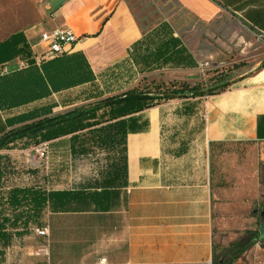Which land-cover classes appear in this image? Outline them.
<instances>
[{
	"label": "crops",
	"instance_id": "obj_1",
	"mask_svg": "<svg viewBox=\"0 0 264 264\" xmlns=\"http://www.w3.org/2000/svg\"><path fill=\"white\" fill-rule=\"evenodd\" d=\"M174 2L199 28L211 26L224 37L216 35L211 43L201 35L195 46L162 26L164 38L150 45L152 35L143 30L128 0H62L55 5L0 0V44L19 34L37 57L48 49L44 32L71 28L78 40L67 54H83L96 78L27 106L0 110V136L14 128L7 118L47 105H56L55 112L146 83L204 81L211 77L201 65L209 64L210 57L221 59L229 47L242 50V42L251 44L252 37L264 40V0ZM235 32L233 38L243 40L231 46ZM8 50L0 46V74L5 67L13 71L22 65L21 56ZM263 65L217 84L220 90L213 95L161 100L47 142L51 167L35 186L12 185L7 172L29 144L18 151L12 148L16 141L0 150L2 216L12 219L7 199L14 188L48 195L41 217L29 224L30 235L8 223L11 241L2 264H102L103 259L106 264H215L220 254L226 257L263 220ZM62 153L70 163L66 168L59 164ZM83 167L84 175H79ZM36 228H48V237L37 236ZM231 264H264V244Z\"/></svg>",
	"mask_w": 264,
	"mask_h": 264
},
{
	"label": "trees",
	"instance_id": "obj_2",
	"mask_svg": "<svg viewBox=\"0 0 264 264\" xmlns=\"http://www.w3.org/2000/svg\"><path fill=\"white\" fill-rule=\"evenodd\" d=\"M1 45L2 47L3 45L8 46L10 48L8 51H11L14 57L21 56L25 67L0 74V110L6 111L27 106L47 99L53 93L90 83L96 79L83 54L66 53L38 64L21 35L13 36ZM150 86L151 88L146 87L148 89L137 88L88 106L76 107L52 117L49 115L53 114V109L56 107L54 104L7 118L8 126L14 128L0 136V150L24 139L36 140V143L40 145L63 136L75 135L99 125L106 119L105 117H109L107 120H116L150 108L161 100L213 95L218 91L213 90V87L199 89L188 83L180 85L156 83ZM94 98H100V96ZM107 109L109 111L106 113ZM100 117H104V120ZM2 160L3 156L0 155V185L4 172ZM47 202L48 195L44 192H37L31 188L11 190L7 205L12 211V219L2 216L5 209L3 204L0 210V264L5 254L4 248L11 241L8 225L10 224V229H18L21 225L27 230L30 223L36 222L41 217ZM262 211L263 220L260 229L248 231L246 237L234 244L228 250L227 256L222 257L221 261H216L215 264H231L248 249L257 244H264V203Z\"/></svg>",
	"mask_w": 264,
	"mask_h": 264
},
{
	"label": "rangeland",
	"instance_id": "obj_3",
	"mask_svg": "<svg viewBox=\"0 0 264 264\" xmlns=\"http://www.w3.org/2000/svg\"><path fill=\"white\" fill-rule=\"evenodd\" d=\"M51 4L55 5L57 3H60L62 0H49ZM130 8L132 12L134 13L135 17L137 18L138 22L140 23L141 27L144 31H150L149 35H152L153 42L152 44L155 46L159 43V40L163 39L164 37H161L162 35L165 36V33H160V28L162 26H169L172 27L171 29L173 32L175 31L178 36H185L188 38V40L193 43L195 46L198 44L199 38L201 35L203 36L204 40H208L212 43V40L216 35H221V37L224 35L222 32L216 33V31H213V27L211 26H198L197 22L190 16H188L184 11H182L179 6L174 2V0H128ZM201 31L199 34L197 33V29ZM228 29V26L225 28ZM187 31V32H184ZM159 33H158V32ZM238 35L237 32L231 33L230 38H233V36ZM168 36V33H167ZM224 37V36H223ZM244 37V34L243 36ZM157 38V39H155ZM242 39V38H241ZM241 39H230L231 46H237V43L240 42ZM243 40V39H242ZM236 41V42H235ZM251 44H245V42H242L244 48L242 50H237L231 47H227L228 51L224 49L225 55L222 56L221 59H217V57H210L208 59L209 66L206 69L208 71V75L211 78H206L204 81H196L194 84H192L193 87L199 88V89H210L214 86H216L219 83L227 82L230 79L237 77L238 75L247 72L250 69L256 68L259 62H264V40L252 37L251 40H249ZM210 51H212V48H210ZM223 51V50H222ZM238 55V61L235 62V57ZM152 83L148 84L146 83L143 86H140L138 88L144 89L147 86L148 88H151ZM146 88V89H148ZM116 96V95H115ZM113 97V96H112ZM110 97H100L98 99H95L93 101H90L86 104L67 108L64 110H59L53 112V114L49 115V117L59 115L62 113L67 112L68 110L74 109L76 107L80 106H88L89 104H94L99 101L105 100ZM101 112L99 115L101 116ZM104 117H100L101 120ZM21 126V125H19ZM26 142V143H25ZM26 144H29V147L27 148ZM36 140H32L28 143V141H18L16 145H14V149L20 151L22 149L27 148V152L20 153L21 158H19L18 161H15L13 165H9V167L13 169V171H7L8 174L12 175L10 180H12V185H19V186H35L37 183L43 182V179L47 176V167H51L48 163H46V158L42 157L40 153L36 151L37 148ZM62 150L65 152V145L63 146ZM63 160L61 163L62 166L65 168L68 164V157H66V154H63ZM26 158L29 161H26ZM52 158V147H51V154L50 159ZM87 161L86 163L82 165H89ZM55 164H58V161H55ZM58 164V165H59ZM264 165V164H262ZM85 167L82 168V170L79 172L80 174H83ZM264 171V166L262 167ZM73 177L75 173L73 172ZM84 175V174H83ZM264 179V177H263ZM17 180V182L15 181ZM32 224V223H31ZM33 225L28 226V229L26 231V227L24 226H18V229H23L22 233H28L29 235L32 233L31 227ZM20 227V228H19ZM260 226L257 228L259 230ZM16 230V231H17ZM16 231H13L16 233ZM13 233V234H14ZM13 244V242H12ZM11 244V245H12ZM262 246V244H261ZM3 248V247H1ZM8 249L7 247L4 248ZM223 252V251H222ZM221 252V253H222ZM223 257L222 254H220L216 261H221V258Z\"/></svg>",
	"mask_w": 264,
	"mask_h": 264
},
{
	"label": "built area",
	"instance_id": "obj_4",
	"mask_svg": "<svg viewBox=\"0 0 264 264\" xmlns=\"http://www.w3.org/2000/svg\"><path fill=\"white\" fill-rule=\"evenodd\" d=\"M261 38H264L262 35ZM78 38L71 28H56L51 32H44L42 34V42L48 45V49L35 57L36 62L41 64L43 61L51 60L56 57L62 56L68 52V47L72 46L77 42ZM20 68L25 67V63L22 61ZM209 64L204 63L201 65V70H206ZM2 72L8 73L9 70L5 67ZM36 151L44 158H47L49 154L48 143H43L37 146ZM35 234L41 238H46L49 235L48 228H36L34 230ZM261 245V244H257ZM102 264H106V259L101 261Z\"/></svg>",
	"mask_w": 264,
	"mask_h": 264
},
{
	"label": "water",
	"instance_id": "obj_5",
	"mask_svg": "<svg viewBox=\"0 0 264 264\" xmlns=\"http://www.w3.org/2000/svg\"><path fill=\"white\" fill-rule=\"evenodd\" d=\"M218 88H219V87H214V88H212V89L216 91V90H218ZM263 234H264V230H263Z\"/></svg>",
	"mask_w": 264,
	"mask_h": 264
}]
</instances>
